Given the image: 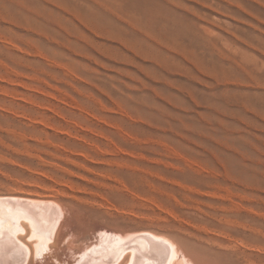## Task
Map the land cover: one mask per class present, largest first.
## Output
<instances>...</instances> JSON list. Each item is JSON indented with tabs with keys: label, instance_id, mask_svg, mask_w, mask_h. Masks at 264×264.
Listing matches in <instances>:
<instances>
[{
	"label": "rangeland",
	"instance_id": "obj_1",
	"mask_svg": "<svg viewBox=\"0 0 264 264\" xmlns=\"http://www.w3.org/2000/svg\"><path fill=\"white\" fill-rule=\"evenodd\" d=\"M0 79L4 213L21 202L8 200L10 209L8 189L14 181L27 184L30 170L61 175L41 160L66 167L53 158H65L54 146L63 153L61 145L71 143L67 151L82 148L96 162L81 161L85 170L71 173L108 202L100 208L102 200L82 196L58 205L69 225L107 236L102 252L136 248L145 234L163 240L154 229L193 240L197 249L186 239L179 245L199 264H264V0H0ZM36 116L49 127L31 125ZM68 129L71 137L59 133ZM148 199L177 221L163 220ZM195 226L258 251L209 239ZM13 234L0 236L2 251ZM68 252L73 256L66 250L64 257H72ZM0 256V264H55L38 253Z\"/></svg>",
	"mask_w": 264,
	"mask_h": 264
},
{
	"label": "bare ground",
	"instance_id": "obj_2",
	"mask_svg": "<svg viewBox=\"0 0 264 264\" xmlns=\"http://www.w3.org/2000/svg\"><path fill=\"white\" fill-rule=\"evenodd\" d=\"M15 50H17V49H15ZM10 83H13V82L11 81ZM48 96L50 97V94H48ZM15 97H17V96H15ZM21 100H22V98H21ZM38 117L39 116H36V117H33V118L31 117L32 118L31 119V125L38 126V127L40 125H43V126L46 125V127H43V126L42 127L43 128H47V126L49 127V124L46 122V120L40 119ZM110 127H112V126H110ZM81 128H83V127H81ZM81 128H79V129L81 130ZM57 130H58V128H57ZM52 131H53V129H52ZM85 131H86V129H85ZM61 132H62L63 136H67L68 134H70L69 129L66 130V132L60 131L59 133L61 134ZM12 133H14V132H12ZM69 136L70 135H68V137ZM75 139H77V138H75ZM36 140H38V139H36ZM38 141H40V140H38ZM69 144H71V143H69ZM69 144H66V146H68ZM93 144H92V146H93ZM46 145H50V144L48 143ZM72 145L76 146V144H72ZM61 146L64 147V149H63L64 152L63 153L58 150L59 148H55L56 146H54V149H55L56 153H59L60 155H64L65 158H61V157L58 158L55 155L53 156V158L54 159L56 158L57 160L62 161V163L66 167L58 165L56 163H49V162H46L44 160H41V162L43 163L44 166H46L48 168H53L57 173H60L61 175H57V174H54L52 172L50 173L47 170L44 171L42 169L41 170H37V171H32V172L30 170V173H28V176H27L30 179V181L27 184H23L20 181L18 182V181H14L13 180L14 181L13 187L11 189H8V191H7L8 192V197H4V199L6 198L7 199L6 201L11 200V202L13 204L14 203L16 204L15 200H21V202L20 201H19V203L17 202L16 207H15L14 205H12L11 202L8 201L10 203V205H12V208H10V209H13L14 207L16 208V209L14 208L15 210L13 209L14 210L13 214H10L8 212H7V214L4 213V210H2L3 208L0 207V234L1 233L4 234L8 230H10L12 233H14L11 239L10 238L7 239V241L10 239L8 241L9 244L8 243H4V245H3V250L4 251H2V249H0V254L3 252V254L7 258H11V257H15L16 258V257L20 256V252L22 254L23 253L28 254L29 256L32 255L33 257H35L37 255V253H38V257L41 256L40 258H43L46 262L54 261L55 264H73V263H75V264H81V263L82 264H195L198 261L197 259H196L197 261L196 260L192 261L194 258H190L191 255L188 254V253L187 254H188L189 258L192 259V260L187 258L185 256L186 253L181 251L182 248H180L181 246L179 245V241L180 240L186 239L188 242H190L194 246V248L197 249V246H196L195 242H193V240H191L189 238H186L185 236H181V234H178V233H174V234L170 233V234H168L164 230H154L153 229V231L158 232V233L163 235L162 236L163 240H161L160 238H157V237L156 238L155 237H151L150 235L152 233L150 235L149 234H145V235H140L139 238L138 237L136 238V239H139V240L136 241V246H135L136 248L131 247V245H128V244L127 245H123L122 244V245H117L113 252H111V251L110 252H108V251L102 252L104 250L103 248H105L106 246H104L102 248L101 243L104 244L103 243L104 237H107V236L103 235L104 237H102L103 233L101 234V233L98 232L96 235H101L100 241H98L96 235H93V237H92L89 232L85 233L84 230H78L75 227L69 225L68 224L69 221L66 222L68 218L65 216V214L63 212L64 210H62L64 208L59 207V205H60L59 203L63 204V202H66V200H68L69 198L80 199L78 197L85 196V197H89V199L93 198L94 201H97V199H99L100 202H101V200H102V203L99 202L100 203V208L101 207L104 208V205H106L104 203L108 202V200L105 199V197L103 195L99 194L96 191H92V192H88L87 193L86 192L87 189L85 188V184H84L87 181H85L83 179V177H79L77 175H74L73 173H71V171L69 169L70 167H72V168H78V169L85 170L84 166L81 165L80 162L81 161L82 162L83 161H88L89 159H90V161L96 163L95 161H93V158L89 155V153L87 151H85L84 149H82V148L77 149L78 150L77 153H72V151H67L65 149L66 146H64V145H61ZM90 146H91V144H90ZM96 149L98 150V147H96ZM99 149L102 150L101 148H99ZM115 152L117 153L118 150L116 149ZM119 152H120V155H121L122 151H119ZM112 153H113V151H112ZM104 154H106V153H104ZM131 155H132V153H131ZM134 156L137 157V154L134 155ZM139 157L141 158V155ZM139 157H137V158H139ZM2 159H4V158H2ZM36 159H38V158H36ZM0 160H1V158H0ZM102 160H103L102 161V163H103L104 159H102ZM5 161H6V163H9V161L8 162H7V160H5ZM10 162H13V161H10ZM110 162H108L107 164H109ZM98 163H101V161L98 162ZM11 164L13 165V163H11ZM19 165H21V164L19 163ZM16 166H18V165H16ZM18 168H20V167H18ZM25 170L28 171V169H26V168H25ZM133 170H134V167H133ZM88 171H90V170H88ZM90 172L92 173V171H90ZM103 176L104 177H108L109 179L112 178V180L116 184V189L117 190L128 194L129 197H131L132 199L135 200L137 195H135L134 192H132V190L129 189L122 181H120L119 179H117L114 176L109 175V174H103ZM101 177H102V175H101ZM46 179L49 182H51V184H47ZM79 181H81V182H79ZM93 183L95 184V182H93ZM99 185L100 184H97V185L95 184V186H99ZM105 185L107 186V184H105ZM101 187H100V189H101ZM104 188H106V187L104 186ZM216 196L217 197H221V196L215 194L214 197H216ZM211 197H213V196H211ZM12 198L15 199V200H12ZM4 199H3V201L5 202ZM82 199H83V197H82ZM148 200H149L148 204L150 202L151 203L150 204L151 207L153 206L152 208L156 207V209H158L157 211H159L160 213H164L165 216L162 218L163 220L168 221L169 219H174V220L177 221V216L172 211H170L169 209L163 207L162 205H160V203H158L154 199H148ZM142 201L144 203V200H142ZM142 201H141V203H142ZM20 203H22L21 206H17L18 204L20 205ZM232 203H233V205L235 207L241 208L238 202H232ZM109 205H107V206H109ZM60 206H62V205H60ZM107 206H106L105 209H109V208L111 209V207H112L111 205L109 206V208ZM60 208L62 210L60 212H63V214H64V217H62V218L58 217V214L59 215L61 214L59 212ZM69 208H71V207H69ZM7 210L10 212L9 209H7ZM54 210L56 211V213H54ZM112 210H113V208H112ZM121 213H123V210L121 211ZM129 214H127V215H129ZM64 218H65L66 221L63 220ZM141 219H145V217H142ZM151 219L153 220V218H151ZM162 219H161V221H162ZM152 222H154V221H152ZM184 223H186V222H184ZM184 223L183 222H178L177 224H179L183 228H187L185 226L186 224L184 225ZM64 227H65V230H64ZM204 227L203 226H201V227L197 226L196 230L202 232L203 234H205L206 237H208L209 239L226 240L229 244L235 245V247L238 246L240 248H243L244 250L248 249V250H250V252H253L255 250L253 248L252 249L246 248V245L244 244V242H241L239 240H235L234 241L232 238H229L228 235H225L222 232H212V231H210V229H207V228H204ZM97 230H99V229H97ZM147 230H148V228H147ZM99 231H101V230H99ZM93 232L96 233V231H93ZM102 232H104V231H102ZM144 232H145V230H144ZM150 232H151V230H150ZM158 233H157V235H160ZM2 234L0 236H2ZM112 234H114V233L112 232ZM164 234L168 235L169 238L171 237V239H173V241H174L173 243L174 244H172V246L168 242L164 241V239H166V238H164L165 237ZM184 234L187 235L188 233H184ZM106 235H108V234H106ZM109 235H111V234H109ZM189 235H190V238H191V234H189ZM5 236H6V234H5ZM113 236H115V235H113ZM130 236H131V234H130ZM134 236L135 235H133V239H134ZM168 236H167V238H168ZM101 239H103V240H101ZM107 239L108 238H106V240ZM120 239H121V237H120ZM131 239H132V237H131ZM171 239H170V241H171ZM125 240H123V241H125ZM140 240L143 242V244L144 243L145 244H149V243L155 244L157 247H159V252L161 254L160 255H158L157 253L155 254V251L153 253L152 251H149L146 248L142 247V244L140 242H138ZM114 242H112V243H114ZM120 242H121V240H120ZM116 243L118 244V242H115V244ZM1 244H2V242H1ZM105 244H107V243H105ZM94 246H95L96 250H93ZM107 246H109V244H107ZM91 248L93 250L92 254H94V256L93 255L90 256V254H89V250ZM66 250H71V253L73 254V256L71 254H69V252H68V254L71 255L72 257H69V256L68 257H64V253L66 252ZM192 250H194V249L192 248ZM259 250H260V248H259ZM255 251H258V250L256 249ZM30 253H31V255H30ZM16 254H18V256H16ZM110 255L113 256L114 258H108V259H106L105 261H102V262L100 261L101 263L96 262V259H98L100 257H109ZM1 256H3V255H1ZM1 256H0V258H1ZM194 257H195V255H194ZM1 260H2V258L0 259V262H1ZM29 260H32V259H29ZM39 260H42V259H39ZM202 260H203V257H202ZM78 261L81 262V263H79ZM2 263L6 264V262L4 263L3 261H2ZM31 263H32V261H31ZM13 264H18V263H13ZM50 264H52V263L50 262ZM196 264H199V263L197 262ZM200 264H206V263H203V261H201ZM208 264H209V262H208Z\"/></svg>",
	"mask_w": 264,
	"mask_h": 264
}]
</instances>
